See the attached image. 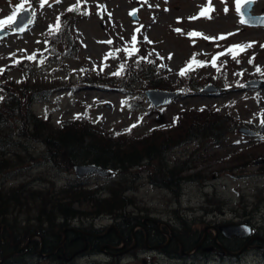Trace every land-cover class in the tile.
I'll return each mask as SVG.
<instances>
[{"label":"rangeland","instance_id":"374dc122","mask_svg":"<svg viewBox=\"0 0 264 264\" xmlns=\"http://www.w3.org/2000/svg\"><path fill=\"white\" fill-rule=\"evenodd\" d=\"M41 2L42 0H28L25 5V8L34 13L33 21L26 32L13 33L0 42V69H4L14 57L22 59L37 54V49L43 47L46 29L56 27L59 15L70 7H76L74 37L80 49L74 56L47 63L44 66V71L48 74L46 78L62 82L71 78L72 82L77 83L78 76L86 69L109 74L120 66L117 55L123 57L133 48L140 46L141 53L158 59L162 72L157 77L166 79L174 87L169 88L170 90H177V84L182 77L179 73L193 56L196 61L203 62V66L193 64L195 78L208 79L210 82L205 86L213 85L220 90L205 91V86L196 87L160 108L153 107L148 100L145 93L151 88H148L143 80L134 81L127 93L117 87L101 89L96 86H64L57 88L48 101H38L34 107L35 112L48 114L56 123L62 120L64 125L70 124L77 114L87 112L94 121L99 120L101 126L111 133L124 131L138 124L132 128L136 136L149 131L152 126L159 125L156 118L160 110H163L166 119L163 128L170 125L176 112L196 111L202 107H220L222 112L230 111L233 116L252 125L254 130L259 131L264 125L261 123L264 119V85L248 84L252 80H264V47H261L264 45V26L241 24V14L235 11L234 0H227L226 4L221 3V0H211L215 8V11L211 12L212 19L199 16L202 8L207 7V0H47L43 7ZM20 3L18 0H0V20L11 16ZM225 7L228 8L227 14ZM134 11H137V19L131 14ZM253 13L264 14V0H256ZM192 17L199 18L191 19ZM221 35H225L226 39L204 38H217ZM108 41L112 43L109 44ZM249 43H252V47L241 52L236 59L228 54L222 55L234 45ZM215 57L218 59L215 60L214 67ZM252 57L255 59L249 63ZM232 60L236 62L233 63ZM223 61L227 64V72L218 75L216 66ZM257 68L260 71H257ZM9 75L18 81L22 76L18 70H11ZM262 137L264 134L256 138L254 135L243 134L238 129V132L230 134L223 144H212L207 149L202 144L198 150L197 143L200 141L172 149L167 155L169 160L195 158V161L190 162L191 169L185 174L198 173L199 177L186 181L181 191L175 193L171 189L152 183V180L157 182L158 178L151 177L150 166L146 167L148 170L138 168L135 172L140 178L133 180L132 184L129 182L131 190L127 191L128 196L136 202L129 210L141 215L146 222L149 219L158 220L156 222L163 230L166 227L170 234L167 244L175 235L173 228L178 226L177 215L190 220L197 218L195 225L204 230L206 237L210 232L215 237L218 226L232 223H254L264 232V163L256 164L264 158L253 160L254 163L252 161V164L246 167L233 168L237 166L235 158L239 156H264ZM260 140L262 142H259ZM255 144L258 145L254 146ZM27 173L32 178L52 177L58 185L67 180V176L51 169V166L31 167ZM86 177L89 178L90 184H105L112 176ZM21 180L23 179L16 177L9 182L16 183ZM83 221L79 219L78 224L86 223L87 226L93 225L95 228L111 223L108 218L96 220L95 225L89 220ZM112 226L117 229L115 224ZM137 228L140 227L134 228L133 236ZM180 245L184 251L183 243L180 242ZM250 246L251 244H247L245 249ZM211 247L213 249L210 250ZM214 247L210 245L204 250L214 251ZM111 249L113 253L109 252L108 246H104L99 253L93 254L94 256L83 255L77 259V264L183 262L170 259L159 251H154L152 247H138L136 239L130 243L124 240L121 245ZM260 250L262 249L254 246L247 250L243 258L244 263H253L252 261L260 256ZM223 251L221 255L225 254L222 248L221 252ZM193 252L194 250L190 251Z\"/></svg>","mask_w":264,"mask_h":264},{"label":"trees","instance_id":"16d2710c","mask_svg":"<svg viewBox=\"0 0 264 264\" xmlns=\"http://www.w3.org/2000/svg\"><path fill=\"white\" fill-rule=\"evenodd\" d=\"M70 8L73 10L69 11ZM70 8L59 15L58 30L56 27L46 29L43 47L37 49V54L28 56L35 59L14 57L0 72V264H77L78 258L94 256L104 246L113 253L111 248L121 245L123 239L128 243L136 239L138 247H152L170 259L183 261L177 264H245L244 254L251 247L241 254L225 252L221 255L222 247L215 242L211 232L196 248L205 236L204 230L195 225L197 218L190 220L177 215L178 226L173 228L175 235L167 244L170 234L166 227L163 230L156 222L158 220L146 222L141 215L129 210L136 202L127 191L131 190L129 182L132 184L140 178L136 169L148 170L146 167L150 166L151 177L158 178L152 183L180 192L186 181L199 177L198 173L185 174L195 158L173 161L167 157L168 152L196 141H200L198 150L202 144L205 149L212 144H223L230 134L238 132L239 127L254 128L252 125L230 111L222 112L220 107H202L196 111L176 112L166 128L152 126L149 131L136 136L134 127H130V132L111 133L87 112L77 114L70 124L64 125L62 120L56 123L48 114L38 115L34 111L38 101H48L57 88L64 86L117 87L127 93L134 81L143 80L148 88H174L166 79L157 77L162 72L158 59L141 53L140 46L131 57L117 55L120 66L109 74L86 69L78 76L77 83L71 78L63 82L46 78L44 66L47 63L74 56L80 49L74 37L77 8ZM132 58L135 61L131 62ZM216 68L218 75L227 72L224 61ZM11 70L21 72L19 81L9 75ZM222 79L225 81L224 77ZM208 82L210 80L204 78L197 80L191 70L180 78L177 89L187 94ZM252 157L256 156L235 158L238 164L233 168L246 167L253 160L264 158L262 155ZM84 163L96 164L112 171L113 175L105 184H90L88 177H77L74 173V165ZM44 166H51L67 176L65 183L58 185L52 177L32 178L27 173L31 167ZM16 177L23 180L9 182ZM101 218H108L111 223L98 228L78 224L81 219L95 225ZM112 224L117 226L119 234L114 229L109 230ZM137 226L140 228L133 236ZM247 240L230 239L222 233L218 236V241L233 252L240 251ZM179 241L183 243L184 251ZM255 243L262 244V250L252 264H264V243ZM210 245L215 246L214 251H205L204 248ZM160 246L163 247L159 249Z\"/></svg>","mask_w":264,"mask_h":264},{"label":"water","instance_id":"95a60500","mask_svg":"<svg viewBox=\"0 0 264 264\" xmlns=\"http://www.w3.org/2000/svg\"><path fill=\"white\" fill-rule=\"evenodd\" d=\"M254 4L249 5L247 8L242 9L243 12V18L245 19L247 25L251 26H258V25H263L264 26V14H254L253 13V8ZM29 12L32 13V11L27 8ZM135 19H137V11H135V15H133ZM33 19V17H29L28 12H24L23 10L19 13V15L16 17V23L11 24V28L4 27L3 30H0V42L9 37L11 34H20L24 33L27 28L29 27L28 20ZM23 28V31H19L18 29ZM248 84H254V85H264V80H252L248 82ZM205 91L207 90H220V88L214 87L213 85H207L204 89ZM146 96L148 100L151 102V104L155 107H162L171 101L179 98L181 95H183L182 90H163V89H157V88H151L146 91ZM158 117L156 118V121L159 124H164L166 122L164 112L161 110L158 112ZM239 132L246 134V135H257L259 134L258 130H254L248 126H241L239 128ZM260 132L264 133V125L260 129ZM259 163H264V159H260L256 164ZM74 173L77 177H86V176H91V175H99L102 177H109L112 176L113 173L112 171L102 168L96 164H75L74 165ZM110 229L116 230V232L119 234L118 230L114 227L111 226ZM109 229V230H110ZM66 233V229L64 231ZM219 233H222L224 236H248L252 233V227L248 223H232V224H226V225H220L216 228V233H215V242L219 244L225 252H228L229 254H238L241 251H243L246 247L247 244L239 251V252H233L229 249H227L223 244H221L218 241V236ZM33 236L30 237V239ZM206 235L204 238L201 240V242L196 246V248L200 247V245L203 243ZM66 238V237H65ZM262 241H264V238H261ZM124 241V239H123ZM213 249V247L210 248V250ZM224 253L220 252V254ZM10 256V255H8ZM6 256V257H8Z\"/></svg>","mask_w":264,"mask_h":264},{"label":"snow or ice","instance_id":"6c2138e0","mask_svg":"<svg viewBox=\"0 0 264 264\" xmlns=\"http://www.w3.org/2000/svg\"><path fill=\"white\" fill-rule=\"evenodd\" d=\"M56 2H59V0H56ZM146 2V0H145ZM256 2V0H234V4H235V11L237 13L241 14V19H240V23L244 24L246 23L245 19L243 18V12L242 9L247 8L249 5L254 4ZM28 3V0H23V2H21L17 7L16 10L13 12V14L11 16H9L6 20H0V30H3V28L5 27V25H10V24H14L16 23V17L17 14L20 13L22 10L24 12H28L29 17H31L32 15H34V13L29 12V10L27 8H25V5ZM47 3V0H42L41 2V7L44 6V4ZM221 3H227V0H221ZM73 9H69V11H72ZM215 8L212 6L211 0H207V7L202 8L199 16L201 17H205L207 19H212L211 16V12H214ZM225 13L227 14L228 12V8L225 7L224 9ZM86 14V13H85ZM132 15H135V11L133 13H131ZM199 17H192L191 19H197ZM32 21L31 19L28 20V23L30 24ZM57 30L59 29V23H57L56 26ZM19 31H23V28L18 29ZM175 31H180V29H175ZM194 35H203L201 33H194ZM231 35V34H229ZM205 39H226L225 35H221L217 38H211V37H204ZM133 42H135V37H133ZM107 43L111 44V41H108ZM254 43V42H253ZM252 47V43L249 44H242V45H234L232 47H230L226 53H222V55L224 54H231L233 59H236L237 56L243 52L246 51L248 48ZM261 47H264V45H261ZM127 51V50H126ZM136 51H138V49L133 48L132 51L128 52L129 57H131ZM29 59H35V57H28ZM169 59H171V56L169 57ZM218 59V57H215L213 59V66L215 67V60ZM255 58L252 57L249 59V63H252L253 60ZM149 63H152V61H148ZM237 62H239V60H237ZM193 64H196L198 66H203V62L202 61H196L195 60V56H193L191 58V60L189 62H187V65L184 69L181 70V72L179 73V75L181 76H185L189 71L193 70L192 66ZM121 68L123 69V65L121 66ZM3 69H0V72H2ZM257 71H260L259 68H257ZM114 75H119V73H114ZM76 118H80L79 116H77ZM261 123L264 124V119L261 120ZM132 127H136V125H132ZM126 131H131V128L127 129ZM120 133H117V135H119ZM262 139H264V137H262Z\"/></svg>","mask_w":264,"mask_h":264},{"label":"flooded vegetation","instance_id":"af4514ba","mask_svg":"<svg viewBox=\"0 0 264 264\" xmlns=\"http://www.w3.org/2000/svg\"><path fill=\"white\" fill-rule=\"evenodd\" d=\"M262 136V133L261 134H258V135H256L255 137L257 138V137H261ZM259 139V138H258ZM246 223H248L251 227H252V229H253V231H252V233L250 234V235H248V236H237V235H233V236H229V237H227V238H230V239H235V238H247L248 240H247V242L249 241L250 243H251V246L250 247H252V246H254V247H257V248H260V247H262V244H260V243H255V242H257V241H261L262 242V239L261 238H264V232L262 231V230H260L259 228H257L255 225H254V223H249V222H246ZM260 235V236H259ZM254 237H258V238H256V239H253ZM253 239V240H252ZM246 242V243H247ZM154 251H158V250H156V249H154ZM110 252V251H109ZM113 255V254H112Z\"/></svg>","mask_w":264,"mask_h":264},{"label":"bare ground","instance_id":"6f19581e","mask_svg":"<svg viewBox=\"0 0 264 264\" xmlns=\"http://www.w3.org/2000/svg\"><path fill=\"white\" fill-rule=\"evenodd\" d=\"M148 7V6H147ZM256 238H258V237H254L253 239H256ZM252 239V240H253ZM263 243H264V241H262ZM249 244H251V243H249ZM239 252V251H238ZM228 253V252H227ZM242 253V251L240 252V253H238V254H241ZM231 255H237V254H231ZM245 264H248V263H245ZM250 264H252V263H250Z\"/></svg>","mask_w":264,"mask_h":264}]
</instances>
